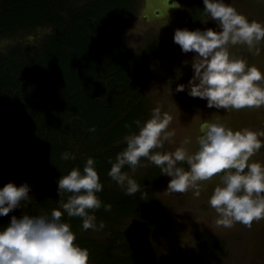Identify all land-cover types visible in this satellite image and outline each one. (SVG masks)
Segmentation results:
<instances>
[{"label": "trees", "instance_id": "trees-1", "mask_svg": "<svg viewBox=\"0 0 264 264\" xmlns=\"http://www.w3.org/2000/svg\"><path fill=\"white\" fill-rule=\"evenodd\" d=\"M196 2L200 6L190 18L199 24L207 16L203 0ZM137 8L138 0H0V41L51 30L37 49L26 42L0 52V189L27 183L31 197L0 216V230L13 215L59 209L58 180L72 168L82 172L91 157L103 190L96 194L101 208L90 214L104 228L84 231L79 217L65 213L62 220L71 225L75 243L88 249L89 264H158L147 245L168 232L155 194L166 175L151 163L143 175L130 176L141 188L131 196L108 176V161L126 147L124 137L138 131L134 121L148 119L142 86L153 79V62L165 55L157 39L137 52L120 45ZM179 101L193 105L187 90ZM64 152L75 159L63 160ZM196 241L214 256L225 247L205 234Z\"/></svg>", "mask_w": 264, "mask_h": 264}, {"label": "clouds", "instance_id": "clouds-1", "mask_svg": "<svg viewBox=\"0 0 264 264\" xmlns=\"http://www.w3.org/2000/svg\"><path fill=\"white\" fill-rule=\"evenodd\" d=\"M203 5L204 15L215 21L220 31L175 30L174 42L182 52L197 54L191 62L194 75L187 86L177 85L176 92L187 88L189 96L204 99L209 109H223L228 115L264 108V71L238 54L244 48L249 56L261 55L264 22L249 21L224 0H203ZM233 48L236 50L232 51ZM172 120L168 112L157 106L146 121H134L138 131H130L124 137L126 147L115 161H108V176L126 195L140 192V185L122 169L127 165L135 171L143 166V158L171 177L164 192L167 194L191 192L199 198L207 191L205 182L215 181L208 204L216 214V227L232 228L240 223L250 229L254 221L264 220V163L252 159L264 147V127L233 128L227 115L213 113L211 118L201 119L195 133L186 135L174 151H156L165 142H174L176 132L169 130ZM126 127L131 129V125ZM89 131L95 132V128ZM61 158L67 161L75 156L64 152ZM94 164L89 157L82 172L72 168L60 177L59 209L50 214L11 217L8 226L0 230V264H89L88 249L75 243L71 225L63 222L62 217L65 213L79 217L84 231L104 228L101 222L98 229L95 215L90 214L102 206L96 194L103 190V185ZM181 164H187L188 169L178 166ZM29 192L27 183H7L0 189V216H7L22 202H29ZM146 194V190L142 192V198ZM103 207L111 211L112 206ZM196 220L201 223L200 218Z\"/></svg>", "mask_w": 264, "mask_h": 264}, {"label": "rangeland", "instance_id": "rangeland-1", "mask_svg": "<svg viewBox=\"0 0 264 264\" xmlns=\"http://www.w3.org/2000/svg\"><path fill=\"white\" fill-rule=\"evenodd\" d=\"M181 1L184 6H187V12L196 6L193 0ZM138 2L140 9L143 8L145 0H138ZM224 2L235 7L247 18L254 16V18L264 22V9H259L260 4L264 6V0H253L252 2L250 0H224ZM149 5L158 6L151 0ZM152 9L149 8V12ZM149 22L143 18L140 11H136L123 28L119 41L120 45L131 52L140 51L148 42L156 39L165 46V55L153 62L155 72L153 79L146 81L142 86L150 109L148 119L152 110L157 106L161 107L162 112H168L173 117L169 130L174 129L176 132L173 137L174 142H165L163 148L156 151H174L176 147L180 146L186 135L195 133L201 119H209L213 113H218L221 116L227 115L228 122L233 128L247 126L253 130H258L264 127V108L244 109L228 115L223 109H209L207 101L198 97L189 96V100L193 102L192 106L185 107L179 101V97L184 96V91L176 92L175 89L179 84L187 86L188 81L194 75L191 62L197 54L182 52L180 46L174 42L175 30L188 29L194 31L199 29L203 31L211 28L220 31L215 21L207 16L202 25L195 26L187 22L186 19H182V16H177L176 22L171 18L155 23H152L151 20ZM164 23L166 24L161 26ZM153 26H155L154 29ZM44 31L43 29L40 30L38 33L40 37L33 40L23 38L11 39L9 42L0 41V52L5 53L11 46L26 42L32 48L37 49ZM49 31L51 30L46 29L47 33ZM231 50L235 51L236 49ZM238 54L247 58L250 63H255L264 71V51L260 56L253 57L249 56L246 49L240 48ZM185 61L188 63L186 64ZM184 98L188 99V97ZM252 159L264 163V147ZM150 164L151 162L142 158L141 165L143 166L138 167L135 171L131 169L128 175H143L147 172ZM184 168L188 169L187 164ZM170 179L171 177L166 176L161 186L155 191L159 201L160 213L168 221V232L151 238L147 245L150 252L156 256L158 264H264V220L254 221L250 229L240 223L232 228L216 227L213 223L216 214L208 204V198L215 181L205 182L207 191L199 198H195L191 192L184 194L164 193ZM196 217L200 218L201 223H197ZM130 224L127 223V228L130 227ZM200 234L208 235L213 241L224 242L225 247L218 251L216 256L210 254L198 245L196 238Z\"/></svg>", "mask_w": 264, "mask_h": 264}, {"label": "flooded vegetation", "instance_id": "flooded-vegetation-1", "mask_svg": "<svg viewBox=\"0 0 264 264\" xmlns=\"http://www.w3.org/2000/svg\"><path fill=\"white\" fill-rule=\"evenodd\" d=\"M149 1L150 0H145L144 5L142 6L143 8H141V9L139 7L140 4L138 2V8H137V12L140 11L143 14V18H145V20L148 22L151 20L152 23L153 22L155 23L156 21H160V20H163L166 18H171V19L175 20V22H176L177 16L178 17L182 16V19L183 18L186 19L187 22L192 23L195 26H200L206 20V17L203 18L199 24H196L191 20L190 15L194 14L196 12V10L198 9V7L200 6L199 3L196 2V0H193L194 4H196V6L193 7L191 10H189L188 12L186 11L187 6H184L181 0H153L154 3L156 5H158L157 7L150 6ZM153 1L151 0V2H153ZM252 1L253 0H250V2H252ZM175 5H179L180 7H175ZM259 6H260L259 9H262V8L264 9V6H261V4ZM149 8H153L151 12H149ZM160 10L163 12V15H160V13H158ZM148 16L150 17V19H148ZM248 19H249V21H251L253 19L261 21L257 18H254V16H251ZM261 22H263V21H261ZM154 28H155V26H153V29ZM43 30H45V29H43ZM45 34H46V30L44 31V35ZM2 41H5V40H2ZM9 41L10 40H6V42H9Z\"/></svg>", "mask_w": 264, "mask_h": 264}, {"label": "water", "instance_id": "water-1", "mask_svg": "<svg viewBox=\"0 0 264 264\" xmlns=\"http://www.w3.org/2000/svg\"><path fill=\"white\" fill-rule=\"evenodd\" d=\"M158 13H160V15H163V12L161 10ZM148 19H150L149 16H148ZM38 37H40V34H37L36 36L28 37V39L33 40L34 38H38Z\"/></svg>", "mask_w": 264, "mask_h": 264}]
</instances>
